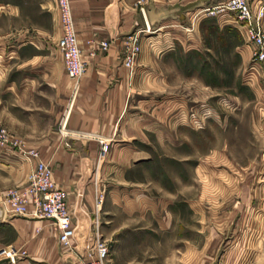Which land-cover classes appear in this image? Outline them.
Returning <instances> with one entry per match:
<instances>
[{
    "label": "crops",
    "instance_id": "crops-1",
    "mask_svg": "<svg viewBox=\"0 0 264 264\" xmlns=\"http://www.w3.org/2000/svg\"><path fill=\"white\" fill-rule=\"evenodd\" d=\"M211 1L208 6L205 0H69L85 64L72 82L55 48L60 31L54 0H0V21L7 20L0 25V126L14 143L0 148V199L8 189L25 185L38 160L50 169L83 239L74 238L72 249L62 251L48 221L18 217L0 224V251L23 252L41 264H79L75 252L82 254L90 245L81 236L98 216L96 197L105 187V201L119 204L126 215L123 231L130 232L123 239L143 229L130 223L143 201H150L144 196L148 188L130 187L136 184L124 177L146 158L137 143L150 137L153 143H170L182 126L174 120L186 117L193 85L177 56L198 45L192 38L202 35L199 24L209 18L202 10L223 0ZM247 1L251 7L264 5V0ZM214 20L219 29L230 25ZM132 40L139 51L128 70L123 57ZM100 42L108 43L104 52L96 50ZM45 113L51 114L48 123L42 122ZM131 258L123 255V264H138Z\"/></svg>",
    "mask_w": 264,
    "mask_h": 264
},
{
    "label": "rangeland",
    "instance_id": "rangeland-1",
    "mask_svg": "<svg viewBox=\"0 0 264 264\" xmlns=\"http://www.w3.org/2000/svg\"><path fill=\"white\" fill-rule=\"evenodd\" d=\"M199 26L202 35L192 38L198 45L177 56L193 85L186 117L175 113L182 126L170 143H137L146 158L124 177L136 184L130 187L148 188L150 201L130 223L143 229L123 239L130 232L123 231V209L105 201L107 187L97 193L101 205L91 221L112 264H123V255L138 264H213L220 257L225 264H264V67L249 71L251 48L232 25L219 29L209 17ZM50 118L45 113L42 122ZM18 217L5 213L0 224ZM79 231L75 238L83 242Z\"/></svg>",
    "mask_w": 264,
    "mask_h": 264
},
{
    "label": "built area",
    "instance_id": "built-area-1",
    "mask_svg": "<svg viewBox=\"0 0 264 264\" xmlns=\"http://www.w3.org/2000/svg\"><path fill=\"white\" fill-rule=\"evenodd\" d=\"M56 5L59 37L55 42V48L62 59V67L65 76L72 82H76L85 69L82 55L77 47L70 14L69 0H54ZM204 17L220 18L221 23L233 25L251 48L249 59V71L264 67V5L257 3L251 7L247 0H223L216 5L203 9ZM127 46L123 57V66L130 70L135 63L139 47L135 41ZM108 43H98L97 51L104 52ZM93 56V52L89 53ZM6 130L0 126V148L12 146ZM106 147H101V154ZM36 158L35 153H29ZM101 197H96V203H100ZM5 210H1L0 217L5 213L11 216H20L48 221L50 227L56 232L57 242L62 251L72 249L75 238V228L71 223L68 210L64 202L63 192L55 187L50 169L38 161L29 171L25 179V185L21 188L8 189L3 196ZM96 218L90 223V229L86 239L90 245L81 254L76 253L79 264H111L107 242L101 237ZM0 256L6 259L5 264H41L28 259L23 252L1 250ZM214 264H225L217 260Z\"/></svg>",
    "mask_w": 264,
    "mask_h": 264
},
{
    "label": "water",
    "instance_id": "water-1",
    "mask_svg": "<svg viewBox=\"0 0 264 264\" xmlns=\"http://www.w3.org/2000/svg\"><path fill=\"white\" fill-rule=\"evenodd\" d=\"M2 263H5V262H3V261H0V264H2Z\"/></svg>",
    "mask_w": 264,
    "mask_h": 264
}]
</instances>
